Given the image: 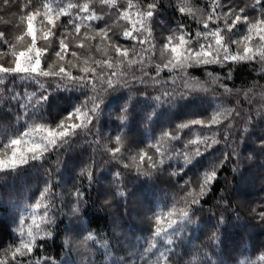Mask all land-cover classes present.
<instances>
[{
	"label": "snow or ice",
	"instance_id": "obj_1",
	"mask_svg": "<svg viewBox=\"0 0 264 264\" xmlns=\"http://www.w3.org/2000/svg\"><path fill=\"white\" fill-rule=\"evenodd\" d=\"M165 8L173 10L171 25L160 18ZM0 13L13 18L0 28V107L7 106L5 101L16 103L23 110L20 118L26 119L42 110L54 91L75 87L88 93L58 123L33 122L0 147V173L56 155L46 169L40 196L26 205L30 211L20 218L17 237L0 247V264H215L214 250L230 213L264 228V194L244 198L236 194L233 183L257 160L264 164V0H206L204 7L188 0L167 4L163 0H75L66 5L60 0H3ZM120 20L127 23L118 27ZM189 20L196 22L194 34ZM154 26L161 30L155 33ZM93 41H98L107 59L94 61L88 55ZM137 46L142 51L147 46L155 58L154 71L123 78L119 66L140 63L131 58ZM99 64L116 71L98 76L95 65ZM245 66L255 75L251 83L244 81L238 87L235 75ZM197 70L204 75H195ZM18 81L27 82L23 89L16 87ZM98 82L103 84L99 90ZM137 85L143 86V94L156 93L157 101L168 103L208 95L216 99V108L206 117L176 124L144 148H132L125 133L103 135L98 125L107 97L121 89L135 96ZM117 119L127 121V106ZM37 136L42 137L37 151L21 150L25 141L36 143ZM81 141L91 155L76 182L63 187L57 173L65 152L73 144L80 147ZM216 146L223 149L217 162L198 174H185L188 165ZM225 167L232 175H224V187L219 197H213ZM105 169H110L112 178L104 195L93 198L92 189ZM131 174L150 179L163 174L175 186L167 211L140 218L152 228L145 247L121 254L112 242L124 235V213L117 212L116 202L127 204ZM260 186L264 193V171ZM210 197L216 202L207 212L216 223L206 233L207 241L183 247L182 240L187 239L190 226L200 221ZM89 205L112 216L111 234L66 231L60 237V252L53 253L48 244L57 236L58 221L62 217L82 220ZM236 264H264V248L255 258L242 255Z\"/></svg>",
	"mask_w": 264,
	"mask_h": 264
},
{
	"label": "trees",
	"instance_id": "obj_2",
	"mask_svg": "<svg viewBox=\"0 0 264 264\" xmlns=\"http://www.w3.org/2000/svg\"><path fill=\"white\" fill-rule=\"evenodd\" d=\"M65 5L75 0H60ZM81 3L85 0H80ZM133 3H144V0H132ZM169 0H163L167 4ZM189 3L198 7H204L206 0H188ZM3 0H0V4ZM118 3H125V0H118ZM255 12V9L252 10ZM161 19L173 23V10L165 8L161 13ZM13 18L10 15L0 13V28H3ZM92 23H95L93 21ZM126 21L120 20L118 27L126 24ZM189 27L195 32L197 27L195 21L189 20ZM161 29L154 26V32L158 33ZM82 29L81 34H83ZM43 45L44 41H39ZM93 49L88 50V55L94 61L107 59L103 51L99 49L98 41H93ZM145 50L137 46L136 55L131 56L133 60H139L140 63H134L131 66H119L123 78H130L131 73L139 76L142 71H154V57H151ZM85 51V50H81ZM112 55L111 52L108 54ZM97 75H107L115 72L116 68H109L105 64L95 65ZM219 71V69H217ZM195 75L203 76L202 70H197ZM251 73L247 66L239 68L235 75V83L239 87L241 82L251 83ZM27 82L16 83L18 89H23ZM264 83V81H261ZM32 87H35L33 84ZM103 87L102 83L97 84L98 90ZM142 85H137V94L133 96L128 89H121L118 92H112L106 99L102 107L99 119V129L103 135H117L120 132L125 133L128 144L132 148H144L155 142L159 136L176 124L194 118H203L211 114L216 108L217 101L214 97L208 95H194L184 99H178L168 103L163 100L157 101L154 97L156 93L145 95L141 91ZM87 90L78 88L60 89L52 92L43 108L40 111L29 113L27 118L23 116V110L16 103L5 101L6 107H0V147H3L14 136L20 135L33 122H45L56 124L70 112L74 111L86 98ZM128 108V119L121 122L117 116ZM71 150L65 152L64 163L61 166L58 176V183L63 187H70L76 182L80 169L88 162L91 155V149L81 141V146L75 144L70 146ZM222 146H216L214 149L198 157L191 165L185 169L187 176H192L203 172L217 162L222 152ZM63 151V150H62ZM56 159V155L50 154L43 162H32L24 167L9 173H0V247L7 245L11 240L17 237L16 228L20 218L27 215L30 209L26 206L34 202L41 194L45 182L47 181L46 169L51 167V162ZM264 171V164L257 160L254 166L246 168L240 177H234L235 192L237 195H243L247 199H255L261 194L260 173ZM231 176V169L225 167L221 171V178L217 181L214 188L213 197H219L220 190L224 187V175ZM112 178L110 169H105L99 173V183L92 189L93 198H99L104 195L108 181ZM243 181V182H242ZM242 183V185H241ZM244 183V184H243ZM129 199L125 205L123 201L116 202L117 212H123L122 224L124 235L114 239L113 244L119 245V252L123 254L129 248L141 249L145 247L146 240L152 234V228L147 222H141V217L147 213L152 215L160 211H167L171 204V196L174 188V181L161 174L154 179L146 177H137L131 174L128 177ZM241 185V187H239ZM57 192L60 189H56ZM210 197L205 204V213L201 216L197 225L190 226V233L187 239L182 240L183 247H191L196 243L207 241L206 233L216 223V217L207 208L215 204V199ZM135 207L141 208L135 216L132 210ZM126 210V211H125ZM219 210H223L220 208ZM213 211H217L213 208ZM241 215L245 213L241 210ZM76 224V227L74 226ZM84 224L85 230H95L98 232H107L111 234L112 216L99 210L97 207L89 205L85 208L82 220L76 218L62 217L57 224V236L49 241L48 247L53 253L60 252L62 241L60 237L66 231H75ZM74 227V228H73ZM264 248V228L260 227L254 221H244L237 219L230 213L220 230V244L214 250L212 257L215 264H236V261L242 255H249L255 258V254ZM63 255V253H60Z\"/></svg>",
	"mask_w": 264,
	"mask_h": 264
},
{
	"label": "clouds",
	"instance_id": "obj_3",
	"mask_svg": "<svg viewBox=\"0 0 264 264\" xmlns=\"http://www.w3.org/2000/svg\"><path fill=\"white\" fill-rule=\"evenodd\" d=\"M40 143H42V137L37 136L36 143H33L31 141H25L19 147L21 148L22 151H28V150L37 151L39 149Z\"/></svg>",
	"mask_w": 264,
	"mask_h": 264
},
{
	"label": "rangeland",
	"instance_id": "obj_4",
	"mask_svg": "<svg viewBox=\"0 0 264 264\" xmlns=\"http://www.w3.org/2000/svg\"><path fill=\"white\" fill-rule=\"evenodd\" d=\"M242 182H243V181H242ZM243 184H244V183H243ZM241 185H242V183H241ZM241 185H240L239 187H241ZM140 209H141V208L135 207V209L132 210L133 216H135V214H137L138 211H139ZM74 226L76 227V224H75ZM73 228H74V227H73ZM81 229H85L84 224H82V225L80 226V228H77L75 231H78V230H81Z\"/></svg>",
	"mask_w": 264,
	"mask_h": 264
}]
</instances>
